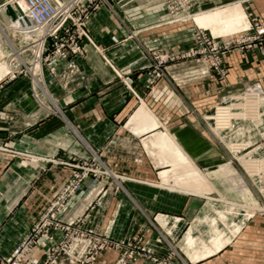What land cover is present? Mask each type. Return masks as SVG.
<instances>
[{"label": "crops", "instance_id": "0c3cea01", "mask_svg": "<svg viewBox=\"0 0 264 264\" xmlns=\"http://www.w3.org/2000/svg\"><path fill=\"white\" fill-rule=\"evenodd\" d=\"M196 2L208 14L194 22L215 37L241 33L245 14L264 24V0ZM114 7L124 24L100 4L87 24L97 49L85 43L83 53L73 58L78 74L69 87H61L49 73L44 76L48 106H38L43 100L24 77L0 79V257L12 253L71 179L78 162L72 155L78 152L109 172L106 180L90 174L67 206L73 218L88 214L84 227L112 243L92 264H115L129 250L134 254L127 264H264V217L248 218L247 206L241 204L247 187L232 170L214 173V167L228 165L242 174V166L212 143V135L220 134L208 132L197 114L207 115L243 83L261 82L264 61L234 52L226 60V79L219 83L201 78L203 66L195 61L176 60L168 65L167 76L150 86V62L139 44L157 38L179 55L181 28L168 27L158 0H120ZM0 18L8 22L11 17L0 10ZM129 30L135 34L129 36ZM5 61H0V78L7 73ZM55 66L61 71L66 63ZM120 75L151 108L157 124ZM256 88H250L251 99H256ZM50 107H57L63 119ZM256 111L254 121L262 120L263 111ZM239 160L247 166L248 156ZM220 179L246 194L232 197ZM51 236V242L40 240L33 249L35 264L46 260L51 243L62 242L61 231H51Z\"/></svg>", "mask_w": 264, "mask_h": 264}, {"label": "rangeland", "instance_id": "374dc122", "mask_svg": "<svg viewBox=\"0 0 264 264\" xmlns=\"http://www.w3.org/2000/svg\"><path fill=\"white\" fill-rule=\"evenodd\" d=\"M106 1L108 3L106 5L109 10H111L113 15L117 17V19L119 20V24L121 23L123 25L124 19L122 13L118 12V14L114 7L118 1ZM158 1L160 2V0ZM101 3H103L101 0H97V7L92 12V14L95 13ZM160 4L163 7L165 14L167 15L166 23L168 24V27H180L181 29L179 31H181L184 35L181 49L182 56L180 54H172L170 52V45L165 46V44H161V42H159L157 38H151L147 41L141 42L139 44V49H141L142 54L146 56L150 62V69L148 70L149 76L147 81L148 85L152 86L156 81L167 76L166 75L157 78L155 77V74L152 71L153 68L151 67V65H153V63H156V60L159 56L167 55L169 58H175V61H189V58L181 57H185L186 54L191 53L193 50L208 49V45L203 42L204 40H206L207 42L217 43L232 41L231 44L233 46L228 52L224 54H218V57L220 58L221 67L225 69L226 73L224 79L217 80L219 83L226 79V60L234 52H239L243 56L256 55L259 60L264 61V32L258 34L259 30H264V24L260 22L259 19H254V17L252 18L248 14H245L244 16L246 19V23L243 26L239 27H244V30L241 33L227 38H220L215 37L213 33L209 29H207L206 26L203 27L202 25H198L196 22H194L197 16L208 14L207 11L200 12V10L197 9V5L193 9H189L187 13L181 15V19L179 21H173L172 17H170L163 4L161 2ZM192 13H197V16L193 19L189 17V15H191ZM10 25V19L8 22H6L0 18V27L2 29V32L7 35L8 41L10 42V44L7 43L5 41V38L0 35V45L5 44V46L3 47L4 49L0 50L2 54L0 61L2 59L6 60L4 67L7 72L0 79H3L2 81H6L7 79L12 80L18 77H24L25 80L29 82V90L34 94V96L37 97L39 95L43 100V102H38V106L49 105L47 102V98L49 99V94L44 83V76L49 73L53 78L57 80L58 83H60L61 87H69L71 79L73 80L74 77L78 74V71L74 69L75 63L73 61V58L83 53V47L85 46V43L90 44L95 48L97 47L95 44H93V39L88 33V39L85 38L80 41L78 40L80 44L79 46L82 50L81 53H70L69 47L72 46V43L67 42L63 46V52H68L67 56L65 58L61 56L52 59L53 55L51 51L54 48V44L48 43V51L41 55L40 60L38 59L37 61H34V53L37 50L35 43L33 44V40L31 41L30 38H25L24 35L20 33L17 29H9L7 31H4V28L6 26L9 27ZM133 34H135L134 31L129 30V36H133ZM168 37L170 38V36ZM22 50L23 52L21 53L20 57L16 58L18 52ZM200 56L197 55L196 58L193 59H198L200 61ZM36 62H38L40 65L35 66L36 68H34V64ZM55 62H65L66 66L61 71H58L55 66ZM170 63L171 62H167L163 66L168 67ZM215 75L218 76L219 74L217 73ZM121 81H123V83L126 85V89L131 92V94L137 97L139 101L138 104L145 109V111L147 112V116L152 118L153 122H156L157 124L159 119L156 117L154 112L151 111V108L149 109V107L145 105V103L141 100L138 94H136L135 91L128 84L125 83L126 81L122 78V76ZM128 87H130V89ZM251 87H257L258 89L260 88V92L255 95L256 99H251L249 96ZM227 96H229V98L224 99V97ZM51 103L53 104V102ZM50 108V113L54 114L57 117L59 116L60 118L63 117L62 113L57 107ZM256 110H261L263 112L260 116L262 120L256 119L255 122L254 119L257 117L255 115H257V113L259 112H257ZM197 114L199 117L198 121L201 123V125H204L205 129H207L208 132H217L218 134H220V136H217L215 133L214 135H212L213 137H215V142L212 141V143H214L215 146L221 148V152L223 153H225V150H227L226 152H228V154L231 156L232 161L234 162L236 160L235 163L240 164L242 166V174H240L234 168H230L228 165H221L217 168L214 167V169L216 170L214 172L215 174H225V172L232 170V172L236 174L238 178L244 181L248 193L246 194V192L236 190L234 189V185H232V183L227 184L223 181V179H220L223 191L227 192V194H231L232 197L237 192H242V194L245 193L246 197L242 195V199L245 200V202L241 204L247 206L246 213L247 216L249 215L248 218L250 219V217L252 218L256 216L264 217V78L261 82L258 81L252 83H243V85L238 91L230 92L226 96H223L221 102H219L212 109L211 112H208L207 115L199 114L198 112ZM221 136H223L224 140ZM72 156L73 158H75L76 161H78L75 164L83 165V163L86 162L90 166V168L97 170L98 172L106 173L105 175H101V173L98 174L100 176H103L102 178H104L105 180L109 178L108 171H106L104 168L101 169L100 166H97L92 160L87 161V159L93 157H82L81 155H79L78 152H76L75 155ZM244 156H248V161H246L247 168L239 160V157ZM93 160H95V158H93ZM201 174L206 175L205 172H201ZM242 175L246 177V180L243 178ZM98 181H101V179L99 178ZM166 186L170 187V189H175L174 183L167 182ZM78 192H80V190ZM254 193L258 195V198H256ZM78 200L79 198L77 199V201ZM218 200L227 205L239 206V204H237L234 200H224L223 198H219ZM93 205H95V203ZM70 214L73 215L71 211L69 212V215ZM83 215L84 214H81L74 218L75 224L77 226H84L85 219L88 214L84 216ZM134 238L136 239V237ZM163 264L174 263L170 261H165L163 262Z\"/></svg>", "mask_w": 264, "mask_h": 264}, {"label": "built area", "instance_id": "2783aa9c", "mask_svg": "<svg viewBox=\"0 0 264 264\" xmlns=\"http://www.w3.org/2000/svg\"><path fill=\"white\" fill-rule=\"evenodd\" d=\"M101 1L108 4L106 0ZM96 2L97 0H6L0 4V10L5 12L6 5L11 6L14 19L10 18V22L19 23V32L23 30H31L32 32L33 29L40 28L38 35L33 34L31 38L36 47L40 45L39 54L37 50L34 53V61H37L41 59L43 53L48 51V43L54 44L51 51L52 59L67 56L68 52H63V46L67 42L72 43V46L69 47L70 53H81L82 50L78 40L88 39L87 24L92 12L97 7ZM160 2L173 21H179L181 15L197 5L196 0H160ZM263 32L264 30L261 29L258 34ZM203 42L208 45V49L193 50L181 58H189V60L202 65L203 67L199 73L201 78L209 76L216 80L224 79L226 73L225 69L221 67L218 54L228 52L233 46L232 41L217 43L204 40ZM22 52L23 50L19 51L17 56L20 57ZM180 55L182 56V54ZM197 55L202 56L199 57L200 61L193 59ZM174 59L169 58L167 55L159 56L156 63L151 65L155 77L166 76L168 74L167 66L163 65L167 62H174ZM217 73L218 76L215 75ZM128 88L130 89V87ZM227 98L229 96L224 97V99ZM72 167L75 171L71 179L39 216L36 223L12 253L8 257H0V264H35L32 259L33 249L39 244L40 240L44 239L51 242V231L54 230L63 233L62 242L50 244L46 251V260L41 264H92L104 248L111 246L112 243L106 238L95 235L84 226H77L75 219L71 214L69 215L67 209L69 201L81 190V183L90 174L97 176L99 173L101 175L106 173L90 168L86 162L83 165L73 164ZM133 254V250L126 251L115 264H127ZM157 264H163V262Z\"/></svg>", "mask_w": 264, "mask_h": 264}, {"label": "bare ground", "instance_id": "6f19581e", "mask_svg": "<svg viewBox=\"0 0 264 264\" xmlns=\"http://www.w3.org/2000/svg\"><path fill=\"white\" fill-rule=\"evenodd\" d=\"M20 6L22 7V4L20 3ZM23 8V7H22ZM197 16V13H194V14H192L191 15V19H193L194 17H196ZM11 22H14V21H11ZM19 23L18 22H14V24L12 25V26H9V27H5L4 28V31L6 30H12V29H20L19 28ZM40 32V28H37V29H33V31L31 32V30H23V31H21L20 33H22L23 35H24V37L25 38H30L31 39V37H32V35L33 34H35V35H38V33ZM2 34L4 35V32H2V29H1V27H0V35L2 36ZM7 43H9L10 44V42L9 41H6ZM39 51H40V45L39 46H37V53L39 54ZM16 58H18V56L16 57ZM20 60V59H19ZM10 61H11V59H10ZM38 65H40L38 62H36L35 64H34V68H36L35 66H38ZM10 66V65H9ZM10 71V70H9ZM259 90V89H258ZM258 90H256V89H254V93L255 94H258L260 91H258ZM53 104L55 105V103L53 102Z\"/></svg>", "mask_w": 264, "mask_h": 264}, {"label": "water", "instance_id": "95a60500", "mask_svg": "<svg viewBox=\"0 0 264 264\" xmlns=\"http://www.w3.org/2000/svg\"><path fill=\"white\" fill-rule=\"evenodd\" d=\"M5 13L11 17V19H14V13L10 5H6Z\"/></svg>", "mask_w": 264, "mask_h": 264}]
</instances>
